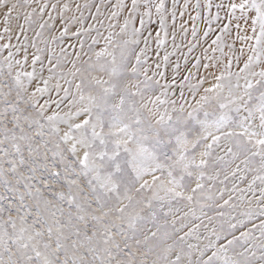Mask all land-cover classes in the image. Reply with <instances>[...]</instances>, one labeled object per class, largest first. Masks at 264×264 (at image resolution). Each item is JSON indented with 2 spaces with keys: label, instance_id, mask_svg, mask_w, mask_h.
Instances as JSON below:
<instances>
[{
  "label": "snow or ice",
  "instance_id": "6c2138e0",
  "mask_svg": "<svg viewBox=\"0 0 264 264\" xmlns=\"http://www.w3.org/2000/svg\"><path fill=\"white\" fill-rule=\"evenodd\" d=\"M0 264H264V0H0Z\"/></svg>",
  "mask_w": 264,
  "mask_h": 264
}]
</instances>
